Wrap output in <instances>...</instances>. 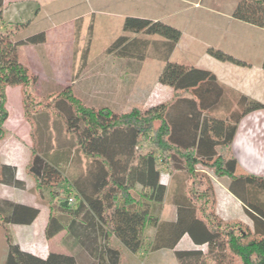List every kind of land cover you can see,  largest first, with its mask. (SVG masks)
I'll list each match as a JSON object with an SVG mask.
<instances>
[{
  "label": "trees",
  "instance_id": "16d2710c",
  "mask_svg": "<svg viewBox=\"0 0 264 264\" xmlns=\"http://www.w3.org/2000/svg\"><path fill=\"white\" fill-rule=\"evenodd\" d=\"M3 10L4 0H0V23ZM233 16L264 29V0H240ZM123 29L165 40L156 45L147 38L121 36L106 55L113 56L119 68L133 78L156 45L153 58L164 63L158 82L172 89L169 101L119 112L102 102L89 104L69 87L50 94L56 100L44 105L36 101L39 78L21 62L18 50L45 44L46 34L13 40L0 28V138L9 119L7 88L22 86L26 104L31 99V107H36L33 116L43 117L42 131L47 128L49 132L45 140L38 134L35 148L39 147L41 156L34 150L28 166L39 196L44 198L45 191L49 192L45 238L52 240L67 231L64 243L75 252L37 257L21 250L8 234L5 264H121V248L133 255L172 250L179 264H264V199L260 197L264 178L237 174L238 163L230 151L239 122L249 113L263 110L264 104L236 95L235 110L225 119L211 118L227 91L212 72L170 62L181 32L159 21L134 17L125 19ZM208 54L224 63L247 66L221 50L211 48ZM48 109L59 112L69 145L58 143L55 148L46 124L51 114L43 113ZM40 130L39 125L38 133ZM169 160L176 171L189 175L190 182L201 178L203 183L200 189L189 185L188 192L176 199L177 214L172 222L160 217L168 194L161 168ZM198 166L230 180L228 191L242 203L253 229L217 217L213 188L198 173ZM64 183L74 192L76 207L70 206L73 198L58 205L68 192ZM0 185L25 188L17 178V168L6 164L0 165ZM40 214L36 207L0 198V226H31ZM149 229L154 231L152 237ZM186 235L195 246L207 250H176Z\"/></svg>",
  "mask_w": 264,
  "mask_h": 264
},
{
  "label": "crops",
  "instance_id": "0c3cea01",
  "mask_svg": "<svg viewBox=\"0 0 264 264\" xmlns=\"http://www.w3.org/2000/svg\"><path fill=\"white\" fill-rule=\"evenodd\" d=\"M39 1L4 0L3 22L0 23V28L3 31L9 27V34L12 35L13 40H23L40 33L46 34L47 42L45 44L19 48L21 62L28 66L38 78L41 74L46 77L55 76L56 69L49 66L50 57L46 56L47 53L49 54L56 48L64 47L70 39L75 43L74 38L76 37L74 19L60 23L47 17H41L43 10ZM46 1L51 4L56 2V0ZM119 2L125 3L124 10L128 11L127 15H129L127 17L159 21L181 32V39L170 57V62L208 70L216 76L219 85L227 92L216 107L217 109L220 108L219 111L213 114L211 118L225 119L230 111L235 110L237 107L236 95H243L264 104V70L262 68L264 29L234 18V12L240 0H99L100 5L106 9H115ZM46 9L48 10L46 14L51 15L68 13L70 10L60 9L58 6H51ZM75 19L80 21L82 15ZM25 29L29 31L24 33ZM164 41L162 38L158 42ZM49 46L50 49H48ZM211 48L221 50L245 62L247 66H237L218 61L208 54V49ZM101 61L103 62L102 67L97 71L101 79L100 91L102 95H105L101 102L109 104L111 108L114 107L113 109H115V58L106 55ZM161 71V68H156L157 82L155 85L160 86L165 94L163 95H167V98L156 104L167 102L172 98V89L158 82ZM88 83L89 86H93L94 81H88ZM152 88L143 91L145 103L146 98L155 92ZM127 92L131 93L132 88ZM216 108L214 110H217ZM230 151L238 163L237 174L264 178V109L249 113L239 122ZM6 165L11 164L6 163ZM17 178L21 180L18 174ZM228 194L242 205L229 191ZM18 203L31 205L24 202ZM47 221L44 224V230ZM36 226L37 221L31 226L8 225V228H17L13 241L20 246L21 250L45 258L47 256L40 254L39 235L37 232L34 234V231L37 230ZM18 232L22 233V239L17 236ZM67 235V231H64L52 240L61 237L60 240L65 241ZM182 243L186 245L185 250H207L206 246H195L187 235L180 241L176 250H180ZM115 245L119 246L118 244ZM72 249L69 244L62 242V247L53 253L75 254ZM121 251V264H144L140 263L139 259L146 261V264H179L172 250L154 253L141 251L137 255L129 253L124 248H121ZM6 258L7 254H5V258L3 257V264H5Z\"/></svg>",
  "mask_w": 264,
  "mask_h": 264
},
{
  "label": "rangeland",
  "instance_id": "374dc122",
  "mask_svg": "<svg viewBox=\"0 0 264 264\" xmlns=\"http://www.w3.org/2000/svg\"><path fill=\"white\" fill-rule=\"evenodd\" d=\"M39 4L43 10L41 12V17H47L48 19H53L54 22L60 23L74 19L73 25L76 29V37L74 38L75 43L70 39L69 43L64 47L60 49L56 48L46 55L50 57L49 66L55 68L56 72H54L55 76L46 77L41 74L39 77L36 88V95L38 96L36 97V101H40L44 105L50 103L52 100H56L55 95L49 97L50 94L62 92L69 87L73 88L74 93L85 102L89 104L101 103L105 95L101 94V86L99 85L101 79L97 71L102 67L103 62L101 60L106 57L107 49L115 40L125 35L131 38L138 36L147 38L151 42L156 43V45H159L160 43L158 41L162 39L158 36H145L144 34L134 35L124 32V21L127 16H129L127 15L128 11L124 10L125 3L119 2L115 9H106L102 7L99 0H56L54 4L46 0H40ZM51 6H58L60 9L70 10H68V13L59 15L46 14L48 11L46 8ZM79 15H82V19L76 21L75 18ZM28 31L29 30L25 29L23 32L26 33ZM5 32L10 33L9 27ZM156 45H154V48H150V57L144 62V68L142 67L141 72L136 77L132 78L128 73L120 70L117 60H115V109L117 111L127 112L135 106L147 108L167 98V95L164 96L165 94L162 92L160 86H157V84L155 85L157 82L156 68H161L162 70L164 67V63L153 58ZM48 49H50V46ZM73 52L75 53L73 54ZM73 58L74 61H72ZM41 64H43V62H41ZM84 73H86V75H83ZM80 74L82 75L79 77ZM132 79H134L133 87H131ZM88 81H94L93 86H89ZM151 87H153L152 89L155 92L150 95V97L146 98L145 103V94L143 91H145V89L150 90ZM131 88L132 92L128 93L127 91ZM30 100H28V104H26L22 86H9L7 88L9 119L2 128L4 133L0 138V165L7 163L16 167L17 174L25 183V188L19 190L0 185V198L14 202L28 203L31 204L30 206L40 209L41 214L37 220V230L34 231V234L37 232L39 235V244L41 245L39 248L40 254L42 256H47L50 253L58 251L59 248L62 247V242L64 241L60 240L61 237L56 240H47L45 238L44 224L50 215V207L48 204L49 192L45 191V197H40L37 192L36 182L28 172V166L34 157V150H36L37 155L41 156L39 147L36 146L35 148V139L38 144L37 139H39V135H42L41 137L45 140L48 138V135L45 133H49L47 128L45 132L42 131V124L45 123V119L39 115L33 116L36 107H31ZM214 112L209 113V115H212ZM43 113L51 114L46 124L50 131V135L53 137V143L56 145L55 148H57L58 143H60L61 146L69 145L62 130L60 117L58 115L59 112L56 109H48ZM39 125L41 130L38 133ZM173 167L174 163L169 160L168 164L161 168L162 180L167 185L168 194L160 217L162 221L168 222H172L176 219L177 207L175 201L178 198L180 199L184 193L188 192V186L190 185L191 188L194 185L197 189H200L203 185V183H201V178H196L197 180L190 182L188 180L189 175L185 171H176ZM197 171L199 174L201 173L207 177L213 188L217 217L224 223L238 222L253 229V222L246 215L242 205L232 199L228 194L230 180L226 177H217L214 171L203 169L200 166L197 167ZM204 183L207 184V181L205 180ZM64 187L68 192L62 194L63 200L59 201L58 205L62 206L68 198H73L74 202L70 203V206L76 207L77 200L74 196V192L72 189L68 188L67 183H64ZM260 197L264 199V194H261ZM16 229L17 228L13 227L9 229L8 226H0V264H3V257L5 258V254H7L8 251L7 236L10 234L13 239V236L15 237L17 233ZM18 233L17 236L19 239H22V233ZM153 233L154 231L149 229V237H152ZM185 249L186 245L182 243L180 245V250L184 251ZM139 262L146 264V261H143V259H139Z\"/></svg>",
  "mask_w": 264,
  "mask_h": 264
},
{
  "label": "built area",
  "instance_id": "2783aa9c",
  "mask_svg": "<svg viewBox=\"0 0 264 264\" xmlns=\"http://www.w3.org/2000/svg\"><path fill=\"white\" fill-rule=\"evenodd\" d=\"M73 202V200H71V203Z\"/></svg>",
  "mask_w": 264,
  "mask_h": 264
}]
</instances>
